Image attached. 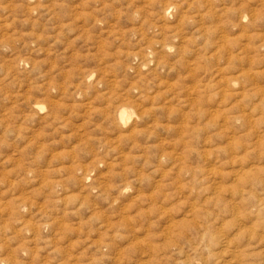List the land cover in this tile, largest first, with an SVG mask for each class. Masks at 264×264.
I'll return each instance as SVG.
<instances>
[{
	"label": "rangeland",
	"instance_id": "rangeland-1",
	"mask_svg": "<svg viewBox=\"0 0 264 264\" xmlns=\"http://www.w3.org/2000/svg\"><path fill=\"white\" fill-rule=\"evenodd\" d=\"M262 95L264 0H0V264H264Z\"/></svg>",
	"mask_w": 264,
	"mask_h": 264
},
{
	"label": "bare ground",
	"instance_id": "bare-ground-1",
	"mask_svg": "<svg viewBox=\"0 0 264 264\" xmlns=\"http://www.w3.org/2000/svg\"><path fill=\"white\" fill-rule=\"evenodd\" d=\"M203 6H204V5H203ZM175 7H176V6H175ZM169 9H170V8H169ZM253 14H254V13H253ZM242 17H243V16H242ZM242 17H241V18H242ZM188 25H189V24H188ZM132 33H133V32H132ZM222 36H223V35H222ZM172 37H174V36L172 35ZM216 39H217V38H216ZM163 46H164V45H163ZM163 49H164V47H163ZM229 51H230V50H229ZM154 52H155V51H154ZM144 57H145V56H144ZM212 58H213V57H212ZM148 60H149V59H148ZM148 60H147V61H148ZM191 70H192V69H191ZM88 74H89V73H88ZM215 85H217V84H215ZM209 87H210V86H209ZM215 88H216V86H215ZM222 88H223V87H222ZM209 89H210V88H209ZM223 89H224V88H223ZM263 96H264V95H262V97H263ZM263 99H264V98H263ZM263 99H262V100H263ZM57 101H58V100H57ZM57 101H56V102H57ZM53 102H54V101H53ZM53 102H52V103H53ZM263 102H264V100H263ZM88 104H89V103H88ZM120 108H121V107H120ZM128 108H129V107H128ZM146 108H147V107H146ZM61 109H62V108H61ZM149 109H150V108H149ZM263 109H264V108H263ZM119 112H120L119 121H121V122H125V121L127 120V118H128V115H130V113H131V112L127 109V107L124 108V109H122V110H119ZM136 112H137V111H136ZM140 112H141V111H140ZM142 112H143V111H142ZM47 116H48V115H47ZM138 116H139V115H138ZM238 119H239V118H238ZM225 121H226V119H225ZM227 121H228V120H227ZM227 121H226V122H227ZM226 122H225V123H226ZM227 123H228V122H227ZM109 124H110V123H109ZM223 124H224V123H223ZM121 125H122V124H121ZM122 126H123V125H122ZM131 129H132V128H131ZM257 139H258V138H257ZM102 145H103V144H102ZM262 145H264V144L262 143ZM116 151H117V150H116ZM151 154H152V153H151ZM153 155H154V154H153ZM206 155H207V154H206ZM207 157H208V156H207ZM261 157H262V156H261ZM261 157H260V158H261ZM156 158H157V157H156ZM262 159H263V158H262ZM260 162H261V160H260ZM254 164H255V163H254ZM261 166H262V165H261ZM252 167H253V165H252ZM248 170H249V169H248ZM243 173H244V172H243ZM246 174H247V173H246ZM246 174H245V175H246ZM242 175H243V174H242ZM245 175H243V176H245ZM197 176H198V175H197ZM245 177H246V176H245ZM203 179H204V178H203ZM234 179H235V178H234ZM244 180H245V179H244ZM194 181H195V180H194ZM256 184H257V183H256ZM197 185H198V184H197ZM257 185H258V184H257ZM261 185H262V184H261ZM261 185H260V187H261ZM263 185H264V184H263ZM260 187H259V188H260ZM253 189H254V188H253ZM260 190H261V189H260ZM260 190H259V191H260ZM217 191H218V190H217ZM122 193H123V192H122ZM249 193H250V192H249ZM263 193H264V192H263ZM252 194H253V193H252ZM261 194H262V193H261ZM255 195H256V194H255ZM253 196H254V195H253ZM251 197H252V196H250V198H251ZM254 197H255V196H254ZM248 198H249V197H248ZM261 198H262V197H261ZM259 199H260V198H259ZM250 200H251V199H250ZM254 201H255V200H254ZM262 201H263V200H262ZM250 203H251V202H250ZM255 203H256V202H255ZM195 204H196V203H195ZM248 204H249V203H247V205H248ZM211 205H212V204H211ZM249 205L251 206V204H249ZM261 205H262V203H261ZM191 206H192V205H191ZM194 206H195V205H194ZM250 206H249V207H250ZM235 207H238V206H235ZM255 207H256V206H255ZM190 208H192V207H190ZM256 208H257V207H256ZM194 209H195V208H194ZM234 209H235V211L237 210L236 208H234ZM261 209H262V208H261ZM191 210H192V209H191ZM256 210H257V209H256ZM192 211H193V210H192ZM231 211H232V210H231ZM260 211H261V210H260ZM253 212H255V211H253ZM261 212H262V211H261ZM238 214H239V212H238ZM246 214H247V213H246ZM248 214H250V213L248 212ZM236 215H237V214H236ZM236 215H235V216H236ZM123 216H124V215H123ZM241 216H242V215H241ZM243 216H244V215H243ZM246 216H247V215H246ZM239 217H240V215H239ZM186 218H187V217H186ZM191 218H192V217H191ZM244 218H245V217H244ZM225 219H226V218H225ZM247 219H249V218H246V220H247ZM128 220H129V219H128ZM239 220H240V219H239ZM252 220H253V219H252ZM176 221H177V220H176ZM237 221H238V220H237ZM240 221L242 222L243 220H240ZM263 221H264V220H263ZM198 222H199V221H198ZM241 222H240V223H241ZM243 222H244V221H243ZM241 224H242V223H241ZM242 225H243V224H242ZM259 225H260V224H259ZM245 226H246V225H245ZM245 226L243 225V227H245ZM260 226H261V225H260ZM231 227H232V226H231ZM243 227H242V228H243ZM248 227H249V226H248ZM248 227H247V228H248ZM247 228H245V230H246ZM249 229H250V228H249ZM232 230H234V229H232ZM252 230H253V229H252ZM254 230H255V229H254ZM220 231H221V230H220ZM220 231H219V232H220ZM243 231H244V229H243ZM250 231H251V230H250ZM241 232H242V231H241ZM248 232H249V231H248ZM220 233H221V232H220ZM220 233H219V234H220ZM222 233H223V232H222ZM250 233H252V231H251ZM207 234H208V232H207ZM237 234H238V233H237ZM230 235H231V234H230ZM247 235H248V234H247ZM256 235H257V234H256ZM222 236H223V235H222ZM250 236H251V235H250ZM257 236H258V235H257ZM257 236H256V240H257ZM261 236H263V235H261ZM226 237H227V236H226ZM226 237H225V238H226ZM245 237H247L246 234H245ZM258 237H259V236H258ZM221 238H222V237H221ZM229 238L231 239V237H229ZM204 239H205V238H204ZM222 239H223V238H222ZM241 239H242V238H241ZM260 239H261V238H260ZM137 240H138V239H137ZM262 240H263V238H262ZM134 241H135V240H134ZM216 241H217V240H216ZM231 241H233V238H232ZM242 241H243V240H242ZM228 242H229V241H228ZM249 242H250V241H249ZM251 242H252V240H251ZM251 242H250V243H251ZM255 242H256V241H255ZM263 242H264V241H263ZM203 243H204V242H203ZM232 243H233V242H232ZM252 243H253V242H252ZM229 244H231V243H229ZM259 244H260V243H259ZM226 245H227V244H226ZM224 246H225V245H224ZM248 246H249V243H248ZM257 246H258V245H257ZM238 247H239V246H238ZM251 247H252V246H251ZM253 248H254V246H253ZM180 249H181V247H180ZM226 249H227V248H226ZM249 249H250V248H249ZM229 250H232V249H229ZM234 250H235V249H234ZM234 250L231 251L232 254H233V251H234ZM240 250H241V249H240ZM251 250H252V249H251ZM120 251H121V250H120ZM241 251H243V250H241ZM236 253H237V252H236ZM243 253H244V252H243ZM243 253H242V254H243ZM222 254H223V253H222ZM247 254H248V253H247ZM247 254H246V255H247ZM254 254H255V253H254ZM254 254H253V255H254ZM227 255H229V254H227ZM237 255H238V253H237ZM237 255H236V257H237ZM244 255H245V254H244ZM223 256H224V255H223ZM238 256H239V255H238ZM121 257H122V256H121ZM220 257H222V256H220ZM240 257H241V256H240ZM247 257H248V255H247ZM253 257H254V259H255V256H253ZM256 257H257V256H256ZM243 258H244V256H243ZM248 258H249V257H248ZM257 258H258V257H257ZM185 259H186V258H185ZM231 259H232V258H231ZM235 259H236V258H235ZM235 259H234V260H235ZM239 259H240V258H239ZM244 259H245V258H244ZM244 259H243V260H244ZM145 260H146V259H145ZM189 260H191V259H189ZM227 260H228V259H227ZM232 260H233V259H232ZM237 260H238V258H237ZM241 260H242V259H241ZM243 260H242V262H243ZM252 260H253V259H252ZM205 261H206V260H205ZM200 262H202V260H201ZM226 262H227V261H226ZM143 263H144V262H143ZM179 264H180V263H179ZM182 264H185V263H182ZM192 264H193V263H192ZM196 264H197V263H196ZM231 264H232V262H231ZM238 264H239V263H238Z\"/></svg>",
	"mask_w": 264,
	"mask_h": 264
}]
</instances>
